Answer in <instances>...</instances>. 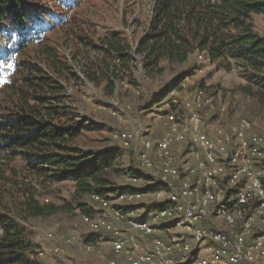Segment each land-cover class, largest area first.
<instances>
[{
  "label": "trees",
  "instance_id": "1",
  "mask_svg": "<svg viewBox=\"0 0 264 264\" xmlns=\"http://www.w3.org/2000/svg\"><path fill=\"white\" fill-rule=\"evenodd\" d=\"M58 1L72 4L70 0H0V62L10 66L5 79L0 75V95L5 99L0 104V264H40L33 257L40 246L32 242L23 222L52 215L60 207L40 203L37 182L71 181L78 201L85 194L109 198L127 190L149 192L162 185L117 186L111 179L113 173L140 175L137 166H120L118 147L84 151L75 145L86 125L73 122V113L65 105L62 81L71 72L48 45L46 28L38 29L44 21V6ZM255 14L264 15V0H154L149 27L136 54L145 73L154 76L163 72V61L182 64L192 54L203 52L220 67L243 65L245 76L264 89L260 76L264 35L254 28ZM101 44L103 52L123 67L133 60L130 45L118 33L103 36ZM31 45L43 60H21ZM105 65L111 70L107 88L113 94V77L119 75L110 61ZM186 76L172 81L164 94L179 87ZM78 204L91 214L87 205ZM161 206H146L142 218Z\"/></svg>",
  "mask_w": 264,
  "mask_h": 264
},
{
  "label": "rangeland",
  "instance_id": "2",
  "mask_svg": "<svg viewBox=\"0 0 264 264\" xmlns=\"http://www.w3.org/2000/svg\"><path fill=\"white\" fill-rule=\"evenodd\" d=\"M69 2L72 3L70 6L60 1L48 2L44 6L43 24L38 29L46 28L48 45L57 50L61 61L71 72L62 83L65 105L73 113V122L86 125L75 141L80 149L99 151L115 146L122 154L120 166H137L134 151L123 149L114 135L117 131L129 130L140 139L145 128L146 137L151 134L154 139L160 138L168 130L164 121L156 117L157 112L162 113L166 109L165 104L170 101V93L164 94V90L183 74L187 76L175 90L184 98L204 89L206 97L200 109L207 126L227 125L241 118L264 121V89L245 76V68L241 64H234L230 69L220 67L212 63L206 53L196 52L182 64L163 61L162 73L154 76L145 73L136 47L148 30L154 0ZM253 25L260 35H264L263 14L253 15ZM114 33L121 35L131 47L133 60L126 67L101 48L102 37ZM42 58L33 45L21 55L23 61L39 62ZM108 61L112 64L111 69L119 75L113 77V94L107 88L111 76V70H107L105 65ZM9 70L10 66H3L0 62L3 79ZM260 76L264 78V72ZM3 100L5 102L0 95V104ZM171 107L179 114H186L182 101ZM221 107H226V111L221 113ZM188 147L189 142L176 145L175 154L182 156V151ZM111 179L120 187L129 184L127 174L113 173ZM148 184L149 180L145 179L136 187ZM37 186V198L41 204H53L60 208L52 215L33 217L23 222L29 227L32 242L40 246L33 257L40 264H107L109 258L115 256L111 233L102 230L94 232L82 221L86 212H83L79 202L90 208L91 214H86L92 217L104 213L90 194L83 195L80 201L75 199V184L71 181L37 182ZM153 199L147 194L139 202L122 207L128 210L146 208ZM142 212L141 209L139 213ZM109 219L112 217L109 216ZM116 223L119 228L127 227L125 223ZM37 232L41 234L38 241L35 237ZM87 244L92 246L91 250H86ZM40 252L43 254L40 255Z\"/></svg>",
  "mask_w": 264,
  "mask_h": 264
},
{
  "label": "built area",
  "instance_id": "3",
  "mask_svg": "<svg viewBox=\"0 0 264 264\" xmlns=\"http://www.w3.org/2000/svg\"><path fill=\"white\" fill-rule=\"evenodd\" d=\"M205 97L204 89L184 98L171 91L164 114H156L168 126L158 139L146 137L145 128L140 139L129 130L115 133L123 149L134 151L142 173L128 174L129 184L162 185L147 193L90 195L104 213H85L82 221L94 232L111 233L115 256L107 264H264V121L207 126L200 109ZM179 101L186 114L171 107ZM187 142L177 156L176 145ZM147 194L163 206L143 218L145 207H122Z\"/></svg>",
  "mask_w": 264,
  "mask_h": 264
}]
</instances>
